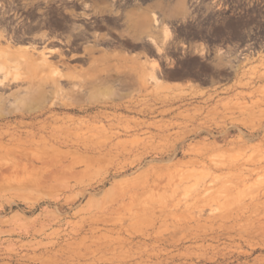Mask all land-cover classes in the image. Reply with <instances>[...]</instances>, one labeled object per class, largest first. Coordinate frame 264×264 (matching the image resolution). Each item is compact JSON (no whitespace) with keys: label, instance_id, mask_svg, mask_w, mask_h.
I'll use <instances>...</instances> for the list:
<instances>
[{"label":"rangeland","instance_id":"rangeland-1","mask_svg":"<svg viewBox=\"0 0 264 264\" xmlns=\"http://www.w3.org/2000/svg\"><path fill=\"white\" fill-rule=\"evenodd\" d=\"M96 1L98 14L146 12L147 32L132 39L163 44L159 2ZM179 2L164 45L183 43L181 29L191 28L193 53L207 57L203 31L217 11L206 0ZM58 50L48 60L83 81L61 79L57 92L46 84L44 98L0 91V264H264V50L227 56L215 47L212 62L231 69L232 85L209 83L203 106L171 118L174 108L155 104L193 98L208 83L142 84L157 75L156 60L131 71L83 67Z\"/></svg>","mask_w":264,"mask_h":264},{"label":"flooded vegetation","instance_id":"flooded-vegetation-1","mask_svg":"<svg viewBox=\"0 0 264 264\" xmlns=\"http://www.w3.org/2000/svg\"><path fill=\"white\" fill-rule=\"evenodd\" d=\"M161 1L176 0H144L142 7ZM97 2L73 0L67 5L65 0H0V30L7 32L6 38L12 40L15 48L60 49L70 65L87 67L92 62L90 52L139 53L142 62L147 61L146 57L156 60V76L163 82H232L231 69L217 68L212 62L215 47L219 46L227 56L264 50V0H206L217 11L218 20L215 27L203 31L202 42L208 49L204 58L193 53L194 45L200 41L193 40L195 33L191 28L181 29L183 43H158L163 51L157 53L152 43L128 35L127 16L131 10L98 14L95 10L98 6L93 5ZM157 14L158 19L166 20L174 34L179 25L172 18L174 13ZM58 55L61 56L59 50ZM218 71L224 73L217 74Z\"/></svg>","mask_w":264,"mask_h":264},{"label":"bare ground","instance_id":"bare-ground-1","mask_svg":"<svg viewBox=\"0 0 264 264\" xmlns=\"http://www.w3.org/2000/svg\"><path fill=\"white\" fill-rule=\"evenodd\" d=\"M153 24L155 25V27L158 26L160 24V19H156L154 17ZM168 26L165 25L162 29L163 44L171 40L174 36V34L172 33L171 29ZM6 34L4 29L0 30V91L1 89H5V88L7 89L10 86H12L13 88L15 86V88L22 89V91L21 90L20 91L21 93L23 92L25 96L33 95L37 98H44L45 96H48L47 95L48 93L46 94L47 92L46 84H50L51 88L50 87L49 88L57 92L61 89L60 86L61 79L62 80L66 79L67 81H74V80L83 81L81 79H78L76 73L74 72L64 73L55 65L54 62L48 60V57H51L52 55L58 53L57 49L43 50L39 53L40 58L37 59L34 57L33 54L35 52V48L28 49V48L18 47V49H15V47L11 45L12 40L10 41V38L8 37L6 38ZM148 41H150V43H152L155 46L157 53L163 51L162 46L161 47L157 46L158 41L156 40L155 37L149 36ZM219 52L222 51L220 50ZM150 67L152 68V70L157 69V63L155 61L151 62ZM44 70H47V72H45ZM99 72L105 73L103 71H99ZM84 73L87 72L84 71ZM94 79H95L94 75L90 74L89 80L93 81ZM138 81L141 82L142 84L152 82L161 85L164 83L162 80L158 79L157 76H155V72L150 73L147 77L143 75ZM18 83H21V85L18 86ZM56 92H54L53 95H55ZM51 93H53V91H51ZM1 101L2 98L0 96V104ZM34 103L36 104L37 102ZM4 162L7 163L5 160ZM1 163H3L2 160ZM145 205L148 206V204ZM146 212L148 211L146 210Z\"/></svg>","mask_w":264,"mask_h":264},{"label":"crops","instance_id":"crops-1","mask_svg":"<svg viewBox=\"0 0 264 264\" xmlns=\"http://www.w3.org/2000/svg\"><path fill=\"white\" fill-rule=\"evenodd\" d=\"M161 5V8H163L164 13H172L173 7L180 4L179 0H176L175 2H159ZM177 14V11H176ZM179 15H176L178 17ZM129 20L128 25V35L131 38H138L143 36L145 32H147V24L146 22H143L142 19L145 18L142 16V14H139L136 10L129 11V14L127 16ZM91 60L96 63V66L98 68H111L114 69L115 67H124L129 69L131 71L132 69H135V67H138L142 63V59L140 57L139 53H132V52H122V51H111V52H90ZM123 82L125 83V88L127 90H132L136 87L137 80L132 77H128L126 79H123ZM169 85H184L185 82L179 81V80H173L167 82ZM220 86L218 87V90H222L224 88L230 87L232 85L231 82L223 83L219 82ZM213 85L211 84H199L198 86H195L193 89V92L197 95L193 98H190L189 96L181 97L172 99L170 101H166L161 104H155L160 105L158 110H167L166 108H174L175 110L169 112L165 117L171 118L173 116H176L178 114V111L183 109L184 107H190V106H203V100L206 98L207 95H209L212 91ZM204 93L202 96H198L199 93ZM231 96V94L226 95L225 98H228ZM158 110L154 113L156 114ZM150 117V114L145 112L144 117L145 119H148ZM150 129H164V128H172L175 129V127H168V126H151L148 127Z\"/></svg>","mask_w":264,"mask_h":264}]
</instances>
